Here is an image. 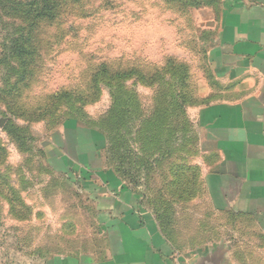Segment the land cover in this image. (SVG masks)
I'll use <instances>...</instances> for the list:
<instances>
[{
  "label": "rangeland",
  "instance_id": "374dc122",
  "mask_svg": "<svg viewBox=\"0 0 264 264\" xmlns=\"http://www.w3.org/2000/svg\"><path fill=\"white\" fill-rule=\"evenodd\" d=\"M9 1L13 0L0 2L2 44L15 42L18 31L26 33L30 25L29 19L7 10ZM50 1L56 5V0ZM57 1L53 19L32 24L37 26L33 33L39 31L29 59L32 77L16 83L13 96L7 93L13 82L4 80L8 69L0 67L2 260L11 258L21 264L32 257L45 260L55 255L96 253L103 234L85 179L77 178L75 184L67 173L54 174L46 157L58 154L55 131L64 124L73 130L75 123L77 139L86 146L104 148L106 154L103 131L112 128V119H116V113L105 119L112 110L111 89L133 92L146 122V111L153 105L173 109L156 111L154 124L160 126L155 128L154 138L151 130L143 138L128 140L126 152L116 146L108 148L115 159L126 157L132 162L126 183L141 205L181 246L217 241L218 232L228 233L227 221L211 212L204 200L201 148L189 114L203 100L199 96L202 72L207 68L206 41L201 34L205 20L200 10L215 5L204 6L206 0L199 6L196 0ZM100 64L111 73L135 70L153 80L143 83L132 74L126 83L97 85L92 74ZM171 93L181 97L171 101L167 97ZM58 94L60 98H54ZM176 103L181 107L175 108ZM170 130L176 136L168 142ZM112 131L114 135V127L107 133ZM128 133L136 131L121 129L126 139ZM121 135L114 139L117 144L124 140ZM51 162L56 167V161Z\"/></svg>",
  "mask_w": 264,
  "mask_h": 264
},
{
  "label": "crops",
  "instance_id": "0c3cea01",
  "mask_svg": "<svg viewBox=\"0 0 264 264\" xmlns=\"http://www.w3.org/2000/svg\"><path fill=\"white\" fill-rule=\"evenodd\" d=\"M206 2L215 6L200 10L203 100L189 114L201 148L204 200L226 219L228 233L197 247L179 245L105 162L104 148L82 144L78 124L73 130L64 124L55 131L58 154L46 162L75 184L85 179L103 235L96 253L32 257L21 264H264V0ZM16 262L0 255V264Z\"/></svg>",
  "mask_w": 264,
  "mask_h": 264
},
{
  "label": "trees",
  "instance_id": "16d2710c",
  "mask_svg": "<svg viewBox=\"0 0 264 264\" xmlns=\"http://www.w3.org/2000/svg\"><path fill=\"white\" fill-rule=\"evenodd\" d=\"M1 1H5V0H0V2ZM72 1L77 2L78 0H72ZM9 2L11 3L7 8L9 12H12L14 16H23L24 19L30 20V25L27 24V26L29 27L28 31L26 33H24V31H18V35H17L18 39L15 42H7L4 44H2L1 42L2 52H0V67L2 65L3 66L6 65V69H8V77H6V79L4 80L8 82H13V85L9 86L7 92L8 95L10 93V95L13 96L12 93L16 91V87H17L16 83H22V82L26 83L32 77V75H30L32 74L31 70L28 69V67H31V65H29L30 63L29 59L31 58L32 55L31 53L32 48H34L35 38L37 37V33L39 32V31L38 32L35 31V33H33L34 29L37 26L35 25L33 26L32 24H38V22H42L44 21V19L47 20L51 18L53 19L55 17V14L52 11H54V6H56L57 8L58 1L56 0V5L55 2L52 3L50 0H25V1L13 0ZM196 3H198V6L201 5V0H196ZM23 13L26 15L24 16ZM31 28L33 29V31L31 30ZM22 34L26 36L21 40V42H19V39L21 38ZM0 73H1V68H0ZM132 74H134L135 77L138 78L139 81L143 83H147L148 80H153V78L151 77L146 78L143 76L142 73H139L135 70L111 73L107 70L104 64H100L98 69L92 74V81L97 83V85H100V83H104L106 81L108 82L106 84H109L110 81L126 83V81H129L133 78L131 76ZM95 91L97 93H100V91L98 90ZM109 92H110L112 110H108V112L106 113L107 118L105 115V119L110 118L111 115L113 118L114 113H116V119L114 118L115 120L114 122L112 119V124H113L112 128L108 127L105 128V130L103 131L104 138L107 143L106 145L107 152L106 154H104V158H105V162L112 167L113 171L118 175V177L126 183V180L130 179L129 173L132 170V165H131L132 162L129 163L130 162L128 160L129 158L126 157H121V158L117 157L115 159L113 155L114 151L109 150L108 149L109 146H116L125 151V148L128 146V140H131L132 138L134 139L143 138L148 133V131L151 130H153L152 136L154 138L155 137L154 131L156 129H159L160 126V125H156L155 127L154 124L156 111H167L169 113V111L173 109L168 110V107H166V105H158V106L153 105L151 107V111H146L149 114L148 116L149 120L148 122H146L144 120L146 116L142 115V110H140L141 105L139 108L136 99H134V94H132L133 92L127 90L118 91L117 89L115 90L111 89L109 90ZM60 96L64 97L65 93H60ZM60 96L58 94L54 98L59 99ZM167 97L172 101L174 99H179V97L181 96H179V94L177 95V93H171ZM178 105L179 103H176L175 108H177ZM179 107H181V105ZM134 121H136L135 124H138L137 127L133 125ZM113 127L116 129V133L114 135H113V131L112 133H107L108 129L109 130L113 129ZM121 129H125L126 131L134 130L136 131V133L135 134L128 133L127 134L128 139H126L125 135H121ZM118 135H121L120 137L124 138V140H122L120 144H117L114 141L115 137L117 138ZM175 136H176V132L170 130L168 133V139L170 140L168 142L173 140ZM135 142L137 144H140V141H135ZM125 167L126 170L125 171L122 170ZM126 184L129 185L128 183ZM170 185L173 187V184ZM11 190H13V188ZM165 192H167V190Z\"/></svg>",
  "mask_w": 264,
  "mask_h": 264
}]
</instances>
